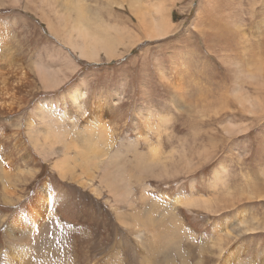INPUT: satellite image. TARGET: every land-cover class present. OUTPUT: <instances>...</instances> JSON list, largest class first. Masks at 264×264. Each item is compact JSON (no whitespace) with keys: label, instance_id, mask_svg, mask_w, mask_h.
<instances>
[{"label":"rangeland","instance_id":"1","mask_svg":"<svg viewBox=\"0 0 264 264\" xmlns=\"http://www.w3.org/2000/svg\"><path fill=\"white\" fill-rule=\"evenodd\" d=\"M44 1L0 0V264H264V0H141L175 27L150 39L82 0L124 33L95 60Z\"/></svg>","mask_w":264,"mask_h":264},{"label":"bare ground","instance_id":"2","mask_svg":"<svg viewBox=\"0 0 264 264\" xmlns=\"http://www.w3.org/2000/svg\"><path fill=\"white\" fill-rule=\"evenodd\" d=\"M122 3L126 4L130 13L136 17V19L138 20V22L142 28V33L146 35L145 36L146 39L155 38V37H164V36L174 32L175 27L173 28L170 25V22L167 21L166 15L163 12V10L157 9L153 13V15L150 16V13H149L147 7L143 6V4H142L143 2L141 0H123ZM46 4L47 5L51 4L48 8H52L51 9L52 12H50V13H52V18L54 17L55 20L57 21V24L54 26L53 29L58 32V34H59L60 38L63 40V42L66 45H68L73 51L78 52V53H80V55L86 57L87 59H91V60H95L94 58H96L101 53L105 54V56L108 59L113 57L116 54V51L114 50V45L112 43V39H113L115 45H117L118 44L117 41H118V39H120L122 37L121 35L123 32L118 30V31H115L114 33H111L112 30L107 29L109 26L108 27L106 26V30L108 32L107 33L102 25H98L97 22L91 21L89 15L87 14L86 6L82 0H48L46 2ZM108 4H111V3L109 2ZM43 6H44V4H43ZM50 13L49 14L46 13V15H44V16L49 17L51 15ZM42 15H43V13H42ZM51 20L50 19L48 20V18L46 19V21L48 23H51ZM60 21L62 22V24L66 28L67 33H65V32L62 33L58 29V26L60 25L59 24ZM48 23H47V26H48ZM111 36H112V38H110ZM239 72H241V71H239ZM0 77H1V75H0ZM71 99L74 101V104L76 106H78V108L81 107L78 104V101H75V98H71ZM4 101H6V100L4 99ZM8 104H10V103H8ZM0 107L3 108L2 110L0 108V115H2L4 113L3 110L11 109L10 106H8L9 108H7L6 103H2V102H0ZM50 115H52L51 112H50ZM46 117H48V116H46ZM148 118H149V116H148ZM51 119H52V117H51ZM88 119H89V117H88ZM55 121H56V117H55ZM83 121H84V119H83ZM53 122H54V120L52 121V123ZM44 124H42V126ZM53 132H55V131H52V133ZM89 132H91V131H89ZM46 133H47V131H46ZM43 135H49V134H43ZM85 136H87V135H85ZM30 140L32 142V140H35V139H33V137H32ZM38 141H39V139H38ZM46 141L48 142L49 139H47ZM52 141H54V140H52ZM95 141L97 142V140H95ZM82 142H84V141H82ZM96 142H95V144H97ZM86 143H87V141H86ZM89 144H91V143H89ZM92 144H94V143H92ZM34 149H35V147H34ZM99 149H100V147H99ZM35 151H36V149H35ZM37 152H39V151L37 150ZM63 154H64V157L57 159V160L55 159L56 162H54L53 163L54 165L52 166L53 169L54 170L56 169V171L59 173L60 177H64L68 173H71L72 169H74V168H79V170H81V171H83L85 169L86 166L82 162V159L84 158V153H82L81 150H77L74 153V156H72V157L70 155H68L67 153H64V151H63ZM119 154L121 155L123 153H119ZM154 154H156V151H154ZM120 155L116 154V155L109 157V162L114 161V160H118L120 158ZM85 160L86 161L88 160V154L87 153H85ZM27 174H29V173H27ZM104 178L106 179L107 176H104ZM43 200H44L43 203H44V208H45L44 213H42V211H41V213L39 214V212H37L36 208L32 206L30 209L31 210L30 216L27 218V223L23 224L21 221H19L21 218L15 219L14 222L18 221L19 232H24V230H26L28 232L29 229H27V227L37 224V221H38L37 219L45 218V214L47 212L46 203H45L46 198ZM190 202L191 201H188L189 204H190ZM39 204L40 203L38 202L35 204V206L39 205ZM15 225H17V224H15ZM32 229L33 228L31 227L30 230H32ZM228 258H229V256L225 257L224 262L222 264H225L226 261L228 260ZM16 261H19V260L16 259ZM16 261H15V263H16Z\"/></svg>","mask_w":264,"mask_h":264},{"label":"crops","instance_id":"3","mask_svg":"<svg viewBox=\"0 0 264 264\" xmlns=\"http://www.w3.org/2000/svg\"><path fill=\"white\" fill-rule=\"evenodd\" d=\"M14 207V206H13Z\"/></svg>","mask_w":264,"mask_h":264}]
</instances>
